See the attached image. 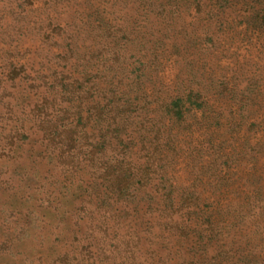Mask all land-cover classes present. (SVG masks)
<instances>
[{"label":"rangeland","instance_id":"obj_1","mask_svg":"<svg viewBox=\"0 0 264 264\" xmlns=\"http://www.w3.org/2000/svg\"><path fill=\"white\" fill-rule=\"evenodd\" d=\"M0 264H264V0H0Z\"/></svg>","mask_w":264,"mask_h":264}]
</instances>
